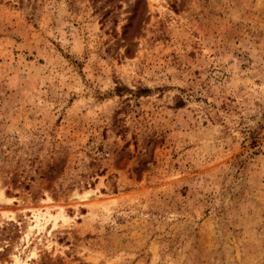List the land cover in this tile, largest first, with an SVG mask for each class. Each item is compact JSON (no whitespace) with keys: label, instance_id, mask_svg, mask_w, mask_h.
<instances>
[{"label":"rangeland","instance_id":"374dc122","mask_svg":"<svg viewBox=\"0 0 264 264\" xmlns=\"http://www.w3.org/2000/svg\"><path fill=\"white\" fill-rule=\"evenodd\" d=\"M0 195V264H264V0H0Z\"/></svg>","mask_w":264,"mask_h":264},{"label":"bare ground","instance_id":"6f19581e","mask_svg":"<svg viewBox=\"0 0 264 264\" xmlns=\"http://www.w3.org/2000/svg\"><path fill=\"white\" fill-rule=\"evenodd\" d=\"M1 196V195H0ZM36 224H38V222H36ZM30 229V228H29ZM34 255V254H33Z\"/></svg>","mask_w":264,"mask_h":264}]
</instances>
